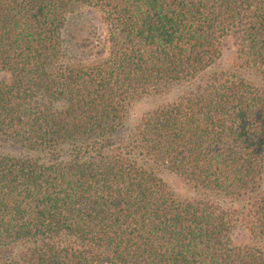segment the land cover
<instances>
[{"label":"trees","instance_id":"trees-1","mask_svg":"<svg viewBox=\"0 0 264 264\" xmlns=\"http://www.w3.org/2000/svg\"><path fill=\"white\" fill-rule=\"evenodd\" d=\"M253 76L264 0H0V264H264ZM165 171L200 195L175 197Z\"/></svg>","mask_w":264,"mask_h":264},{"label":"rangeland","instance_id":"rangeland-1","mask_svg":"<svg viewBox=\"0 0 264 264\" xmlns=\"http://www.w3.org/2000/svg\"><path fill=\"white\" fill-rule=\"evenodd\" d=\"M87 16L74 15L70 18L68 25L70 28L65 33V40L69 42L73 35L79 33L80 23L82 21H86ZM83 24V23H81ZM81 29V28H80ZM78 31V32H77ZM235 58V48L232 45V42L226 40L223 46V54L219 62L214 67V71H230L233 67V62ZM253 81L257 84L263 85L262 82L256 77H251ZM178 93L171 92L166 95H157V96H146L134 101L128 111L127 124L129 126H133L136 124L145 114L148 112L157 109L158 107L171 102L175 99ZM162 178L165 183L168 185L169 189L173 193L175 197L181 200H191L200 195L199 191L194 190L191 186H189L182 178L179 176L165 171L162 173ZM261 190L264 193V175L262 177L261 182ZM217 200V198H215ZM218 201L223 206L229 205V201L224 200L222 198H218ZM233 240L235 244L238 245H247L252 244L251 235L244 229L242 226H237L235 231L233 232Z\"/></svg>","mask_w":264,"mask_h":264}]
</instances>
